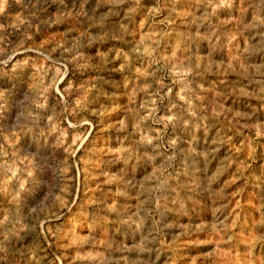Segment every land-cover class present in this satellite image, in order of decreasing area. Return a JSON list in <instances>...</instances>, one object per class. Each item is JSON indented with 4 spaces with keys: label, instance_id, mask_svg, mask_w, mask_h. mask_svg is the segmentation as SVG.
Here are the masks:
<instances>
[{
    "label": "clouds",
    "instance_id": "clouds-1",
    "mask_svg": "<svg viewBox=\"0 0 264 264\" xmlns=\"http://www.w3.org/2000/svg\"><path fill=\"white\" fill-rule=\"evenodd\" d=\"M259 149L264 0H0V264H264Z\"/></svg>",
    "mask_w": 264,
    "mask_h": 264
},
{
    "label": "rangeland",
    "instance_id": "rangeland-1",
    "mask_svg": "<svg viewBox=\"0 0 264 264\" xmlns=\"http://www.w3.org/2000/svg\"><path fill=\"white\" fill-rule=\"evenodd\" d=\"M178 10H184L181 5H177ZM179 23V21H177ZM171 27V26H169ZM166 46V45H162ZM231 103V102H229ZM95 137V142L101 146L110 144L111 139L108 136L107 133L102 131L100 128H97L94 133ZM91 139V138H90ZM237 140H239V144L237 146L243 145L244 141L237 137L235 140L232 141V143L236 144ZM264 151V149H259L258 153ZM227 154V146L221 149V152L219 155L223 156ZM239 156H244L246 154L243 153H237ZM238 175V169L235 164H233L229 170L225 173H223L219 177V182H224L226 180H231L230 184L226 185V194H227V200L231 201L230 205V210H234L235 213L238 214L239 218L243 220V223L245 227L248 226L249 221L255 216L257 219L260 216L261 211H264V209H260L257 205L258 197L256 194V191H250L249 190V185L245 184L244 188L242 191L237 192L238 186L242 183L241 180L237 179ZM83 179V177H82ZM85 195L84 193H81V196ZM211 203V201H209ZM237 203L243 206V210L240 207H237ZM175 216H179V213H173ZM191 219V216H186L184 217V220H189ZM199 238V234L194 236L192 239H197ZM192 239H187L183 248V251L185 253L192 252L195 253L197 249L203 250L209 247L208 244H195L192 242ZM221 257H217L219 260ZM210 258L205 257V256H199L196 259L195 264H208V260Z\"/></svg>",
    "mask_w": 264,
    "mask_h": 264
}]
</instances>
